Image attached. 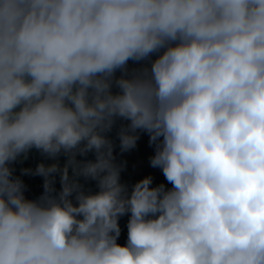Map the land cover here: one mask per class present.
<instances>
[{"label":"clouds","instance_id":"clouds-1","mask_svg":"<svg viewBox=\"0 0 264 264\" xmlns=\"http://www.w3.org/2000/svg\"><path fill=\"white\" fill-rule=\"evenodd\" d=\"M0 264H264V0H0Z\"/></svg>","mask_w":264,"mask_h":264},{"label":"trees","instance_id":"trees-1","mask_svg":"<svg viewBox=\"0 0 264 264\" xmlns=\"http://www.w3.org/2000/svg\"><path fill=\"white\" fill-rule=\"evenodd\" d=\"M132 64V63H130ZM148 142L149 145V140L148 139H139L138 142ZM94 157L92 154H89L88 157H78V159H93ZM65 157L61 156L59 158V162L61 166H63L65 162ZM54 161L50 159H46L44 156H42L38 151L32 150L28 155L27 158H21L17 162H15L14 167L16 169V175H21L22 179L24 180V183L27 186V191H26V196L28 198H36L40 196L43 192V177L41 176H36V175H22V170L23 169H35L40 163H45V164H51ZM122 163V162H121ZM123 182H126L125 180L122 179ZM92 185H95V182H92L91 184L88 185V187L92 188ZM61 187L60 181H59V175L56 177V188L59 189ZM128 216H124L120 220V225L122 228V233L120 236V239L122 240H127V222H128Z\"/></svg>","mask_w":264,"mask_h":264},{"label":"flooded vegetation","instance_id":"flooded-vegetation-1","mask_svg":"<svg viewBox=\"0 0 264 264\" xmlns=\"http://www.w3.org/2000/svg\"><path fill=\"white\" fill-rule=\"evenodd\" d=\"M113 135H115V132L112 133V136ZM143 147L146 149L143 150V157H141L139 154H134L131 152H120L121 162H126V167L121 174L122 179L127 181L129 186H131L143 179L144 177L151 175L154 178L153 186H156L160 183H164L167 185V181L165 180L162 171L158 168H153L150 166L149 160L150 157L154 154V146H150L148 145V142H144ZM167 186L171 187V185Z\"/></svg>","mask_w":264,"mask_h":264},{"label":"water","instance_id":"water-1","mask_svg":"<svg viewBox=\"0 0 264 264\" xmlns=\"http://www.w3.org/2000/svg\"><path fill=\"white\" fill-rule=\"evenodd\" d=\"M113 138L115 139V135H113ZM115 143H116V148H115V152H114V154L116 155L117 162H119V161H120V153H119V150H118V148H117V144L119 143L118 139H115ZM118 243H120V244L123 245V244H125L126 242L122 241V240L119 238Z\"/></svg>","mask_w":264,"mask_h":264},{"label":"rangeland","instance_id":"rangeland-1","mask_svg":"<svg viewBox=\"0 0 264 264\" xmlns=\"http://www.w3.org/2000/svg\"><path fill=\"white\" fill-rule=\"evenodd\" d=\"M143 150H146L145 148H142V142L137 143V147L132 149L131 151L128 152H132V153H138L141 157H143Z\"/></svg>","mask_w":264,"mask_h":264}]
</instances>
